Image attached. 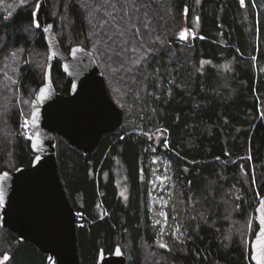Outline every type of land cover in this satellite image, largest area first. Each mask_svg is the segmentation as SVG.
<instances>
[{"label": "trees", "instance_id": "1", "mask_svg": "<svg viewBox=\"0 0 264 264\" xmlns=\"http://www.w3.org/2000/svg\"><path fill=\"white\" fill-rule=\"evenodd\" d=\"M103 2L36 1L41 26L54 25L66 53L78 45L94 53L125 114L123 126L92 154L58 137L61 180L76 213L87 218L77 232L81 264H98L101 250L113 254L118 246L127 264H251L247 226L253 219L251 242L264 196V0H246L245 7L240 0H149L154 30L141 28L137 51L111 60L98 54L88 23L104 13ZM33 18L34 12L21 10L0 24V63L13 50L31 55L20 69L19 89L0 110V173L30 167L35 159L20 131V112L24 107L31 114L49 50ZM181 22L187 39L177 37ZM52 78L59 93L70 94L72 82L58 60ZM155 158L169 162L175 185L169 217L180 236L167 235L168 250L158 246L150 217ZM0 256L8 258L5 264H49L48 255L1 225Z\"/></svg>", "mask_w": 264, "mask_h": 264}, {"label": "water", "instance_id": "2", "mask_svg": "<svg viewBox=\"0 0 264 264\" xmlns=\"http://www.w3.org/2000/svg\"><path fill=\"white\" fill-rule=\"evenodd\" d=\"M241 5L245 7L246 0ZM34 17L38 20V10ZM43 34L49 50L45 83L32 100L30 116L35 159L30 167L0 173V177L7 173V178L0 181L5 193L0 225L16 234L20 242L34 244L43 254L55 257L56 264H81L76 211L59 172L58 137L84 155L92 154L104 136L123 126L125 114L111 97L92 51L78 45L66 53L53 24L47 25ZM187 36L184 31L183 39ZM76 49L82 51L73 55ZM57 60L72 82L69 95L55 88L52 68ZM36 157H40L39 162ZM255 215L259 229L251 243V264H258L256 257L264 252V196L259 199ZM98 264H127V258L118 246L113 254L101 250Z\"/></svg>", "mask_w": 264, "mask_h": 264}, {"label": "rangeland", "instance_id": "3", "mask_svg": "<svg viewBox=\"0 0 264 264\" xmlns=\"http://www.w3.org/2000/svg\"><path fill=\"white\" fill-rule=\"evenodd\" d=\"M36 1L37 0H0V16L4 18L3 20L1 19L0 24H2V21L4 20L5 22L10 20L12 17L15 16L16 13H18L21 10L23 11L31 10L35 14V12L37 11V9L34 8V5L37 4ZM198 2L199 5L200 1ZM193 15H194L193 22L195 25L198 26L200 24L199 14L198 12H195L193 13ZM186 17H187V13H185L183 16V22ZM46 27L47 25L41 26L38 30H41L43 33V29ZM179 27L180 28L176 31V34L177 37H182L184 31H186L185 23L181 22L179 24ZM35 29L37 28L35 27ZM30 56L31 55L29 51H27L26 49H17L11 51V53H9V55H7L0 63V110L3 107L2 104L4 105L7 95L10 93L14 95L16 93V89L17 88L19 89L20 80H21L20 69L22 67V64H24L26 61L28 62L29 60L31 61ZM48 57H49V53H48ZM222 68L224 70H227L231 68V65L227 64L224 65ZM20 113H21L20 131L21 134L25 136L23 124L25 119L29 118L31 114L28 115L25 112L24 107L21 108ZM159 135L163 136L164 134L159 133ZM154 164L155 167L153 170V177L150 181V215H151L150 217L153 222V225L159 229L157 236L158 246L162 249L168 250L170 247L166 240L167 235L172 232L176 238L180 236L179 227L178 226L173 227L172 226L173 224L171 223L169 217V213H170L169 208L173 201V190L175 185H174L173 174L169 162L161 158L160 159L155 158ZM118 187L120 189V194L124 193L123 198L127 200L128 199L127 179L124 171L121 169H119L118 172ZM247 229H248V243L250 244L252 243V241L250 242L249 237L253 232V219H251V221L249 222ZM161 245H167V247H161ZM5 257L0 256V264H5L8 261V259L7 260L4 259ZM147 264L150 263L147 262Z\"/></svg>", "mask_w": 264, "mask_h": 264}, {"label": "snow or ice", "instance_id": "4", "mask_svg": "<svg viewBox=\"0 0 264 264\" xmlns=\"http://www.w3.org/2000/svg\"><path fill=\"white\" fill-rule=\"evenodd\" d=\"M241 3H244V0H241ZM87 7L89 9L94 8L93 5H87ZM100 7L104 9V13L95 20V23L91 19L88 20V23L91 26L92 35L97 38L94 47H96L98 54L104 55L109 60L113 56L137 51L135 43L136 38L140 36L141 28L149 32L154 30L151 28L152 21L149 16V0H104ZM34 8L38 10L40 8L39 3L35 4ZM89 14L91 15L92 12L90 11ZM31 22L36 28L41 27L37 19L33 18ZM0 47H3V44H0ZM76 51L82 50H74L73 55L76 54ZM65 70H67V66H65ZM32 119L34 121L35 116ZM23 127H29L27 119H25ZM32 147L35 148L36 144H33ZM39 160L40 157H36V161L39 162ZM6 178L7 173H4V176L0 177V181ZM121 195L123 196L124 193ZM4 203V188L0 184V206H3ZM261 224H264V217L261 218ZM261 234L264 235V229L261 230ZM161 247H167V245H161ZM117 251L119 252V250ZM4 259L7 260L8 258L5 257ZM256 259L258 264H264V252L258 254Z\"/></svg>", "mask_w": 264, "mask_h": 264}, {"label": "built area", "instance_id": "5", "mask_svg": "<svg viewBox=\"0 0 264 264\" xmlns=\"http://www.w3.org/2000/svg\"><path fill=\"white\" fill-rule=\"evenodd\" d=\"M191 36L196 37L195 33L193 31H191ZM27 120H28L29 127H27V128L24 127L25 136L27 137V139H29V137H31V139H32L33 132H32V128H31L30 117L27 118ZM31 139H29V140H31ZM76 217H77V227L78 228L84 227L87 224V218L83 213H76ZM47 262L49 264H56V258L51 256V255H48Z\"/></svg>", "mask_w": 264, "mask_h": 264}]
</instances>
